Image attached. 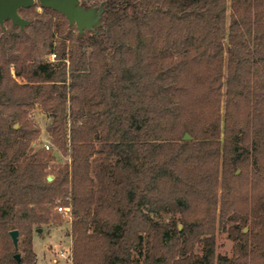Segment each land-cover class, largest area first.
<instances>
[{
	"label": "trees",
	"instance_id": "trees-1",
	"mask_svg": "<svg viewBox=\"0 0 264 264\" xmlns=\"http://www.w3.org/2000/svg\"><path fill=\"white\" fill-rule=\"evenodd\" d=\"M80 1L100 26L0 25V264L61 206L72 264H264V0Z\"/></svg>",
	"mask_w": 264,
	"mask_h": 264
},
{
	"label": "water",
	"instance_id": "water-1",
	"mask_svg": "<svg viewBox=\"0 0 264 264\" xmlns=\"http://www.w3.org/2000/svg\"><path fill=\"white\" fill-rule=\"evenodd\" d=\"M36 3L63 14L71 26H76L79 33L100 26L102 7L85 8L80 0H0V25L5 28V22L11 21L12 25L24 29L30 24V21L22 17L19 11ZM183 139L190 140L191 136L189 133H185ZM51 179L52 176H49V180ZM40 231L42 229L38 230V232ZM10 235L14 245L17 246L19 232L12 231ZM16 257L19 258L20 256L16 255Z\"/></svg>",
	"mask_w": 264,
	"mask_h": 264
},
{
	"label": "crops",
	"instance_id": "crops-1",
	"mask_svg": "<svg viewBox=\"0 0 264 264\" xmlns=\"http://www.w3.org/2000/svg\"><path fill=\"white\" fill-rule=\"evenodd\" d=\"M69 229L64 231L66 234L67 245L63 243L62 231L63 225L51 228H44L41 232H36L33 238L34 250L37 254L38 264H41V259L48 260L50 264H62L66 261L67 264H72L68 258L72 250L71 225ZM65 246L61 249V246ZM63 254V256H62Z\"/></svg>",
	"mask_w": 264,
	"mask_h": 264
},
{
	"label": "rangeland",
	"instance_id": "rangeland-1",
	"mask_svg": "<svg viewBox=\"0 0 264 264\" xmlns=\"http://www.w3.org/2000/svg\"><path fill=\"white\" fill-rule=\"evenodd\" d=\"M35 6H36L35 9H36L37 12H39V13L43 12V8H42V6L40 4H36ZM50 55H46L45 56L46 59L49 58ZM7 70H8L9 78L11 77L12 80H17L18 82H21V83L25 82L23 76L22 77H18L16 75L15 67L13 65L9 66L7 68ZM29 114H30V118L32 120H34L37 123V125L40 127V129H41V135H40L39 139L36 141V143H37L36 147H39L42 143L48 142V134H47V131H46V127L49 124L50 119H49V117L46 114L43 113V111L41 110V108L39 106L34 107V109L32 111H30ZM59 155H60L62 160H67V158L62 157V155L60 153H59ZM64 220H65V223L63 224V228H62L63 232L69 229L68 226L70 225L71 219L68 216L64 215ZM66 234L67 233L63 234L64 236H62L63 237V243L65 245H67V241L65 239L66 238ZM232 245H233L232 241L227 239L225 234L220 235L219 238H218V250H217V252L221 253V254L231 255ZM64 247H65L64 245L61 246V249H63ZM71 262H72V259H71ZM41 264H50V262L48 260H45V259L42 260L41 259ZM62 264H67V263H66V261H63Z\"/></svg>",
	"mask_w": 264,
	"mask_h": 264
},
{
	"label": "built area",
	"instance_id": "built-area-1",
	"mask_svg": "<svg viewBox=\"0 0 264 264\" xmlns=\"http://www.w3.org/2000/svg\"><path fill=\"white\" fill-rule=\"evenodd\" d=\"M56 58H57V54H56V53H52V54L50 55V57H49V59H50L51 61H55ZM14 77H15V76H14ZM45 148H46L47 150H50V149H51V144L49 143V141L45 143ZM58 211L61 212V213L64 214V215L68 216V217L71 219V209H70L69 207H62V206H61V207H58ZM62 256H63V254H62ZM68 258H69L70 260L72 259V251H71V254L69 255Z\"/></svg>",
	"mask_w": 264,
	"mask_h": 264
}]
</instances>
